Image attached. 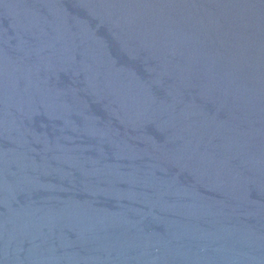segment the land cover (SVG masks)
I'll return each instance as SVG.
<instances>
[{"label": "water", "instance_id": "95a60500", "mask_svg": "<svg viewBox=\"0 0 264 264\" xmlns=\"http://www.w3.org/2000/svg\"><path fill=\"white\" fill-rule=\"evenodd\" d=\"M0 264H264V0H0Z\"/></svg>", "mask_w": 264, "mask_h": 264}]
</instances>
